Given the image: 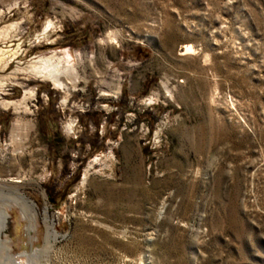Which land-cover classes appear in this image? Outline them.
I'll list each match as a JSON object with an SVG mask.
<instances>
[{
    "label": "rangeland",
    "instance_id": "1",
    "mask_svg": "<svg viewBox=\"0 0 264 264\" xmlns=\"http://www.w3.org/2000/svg\"><path fill=\"white\" fill-rule=\"evenodd\" d=\"M0 51V193L36 215L3 263L50 228L47 264H264V0H0Z\"/></svg>",
    "mask_w": 264,
    "mask_h": 264
},
{
    "label": "bare ground",
    "instance_id": "2",
    "mask_svg": "<svg viewBox=\"0 0 264 264\" xmlns=\"http://www.w3.org/2000/svg\"><path fill=\"white\" fill-rule=\"evenodd\" d=\"M54 28V24L51 21H48L45 24L44 31L39 35L40 37H48L50 30ZM190 49V48H188ZM8 51L2 52L0 51V55L4 56L5 58L8 57V61L4 63V67L7 66V64L11 61V58L14 56V54L7 55ZM30 72L37 78H43L44 80H48L52 82L57 88L61 89L62 91H69L70 88L78 82V69L76 66L72 63L70 56H59L57 53L52 54L50 56H43L39 57L31 66ZM30 91V90H29ZM32 95H34V92H29ZM25 100V99H24ZM3 106H11L16 105V110L18 108L23 106V102L16 104L15 102H4L2 103ZM19 111V110H18ZM67 131L72 132L74 129V122H70L67 125ZM2 194V195H1ZM2 196V199L0 201V249L2 246L3 241V231L6 229L7 222H8V216H9V210L13 209V205H17L20 208H22L24 219L29 222V225L27 227V234L28 236L32 237V234L35 227L36 222V215L35 213L30 214L29 212L34 211L33 204L27 202L23 197H13L10 195H4L3 193H0V198ZM3 198L12 199L11 202H7ZM14 203V204H13ZM47 222V221H46ZM57 235L52 232L49 228L48 234L46 237V244L45 247L42 250L34 249L32 253H25L22 254L25 257H28V263H25L24 260H16L14 258H8L4 263L0 259V264H47L44 263L43 260L45 259V255L50 251V249L53 246V241L56 239ZM1 256V252H0Z\"/></svg>",
    "mask_w": 264,
    "mask_h": 264
}]
</instances>
